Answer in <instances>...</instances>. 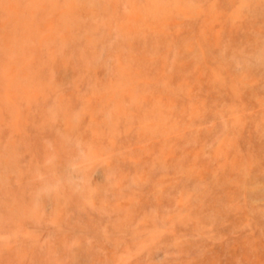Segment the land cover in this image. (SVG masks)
<instances>
[{
	"label": "rangeland",
	"instance_id": "374dc122",
	"mask_svg": "<svg viewBox=\"0 0 264 264\" xmlns=\"http://www.w3.org/2000/svg\"><path fill=\"white\" fill-rule=\"evenodd\" d=\"M0 264H264V0H0Z\"/></svg>",
	"mask_w": 264,
	"mask_h": 264
}]
</instances>
